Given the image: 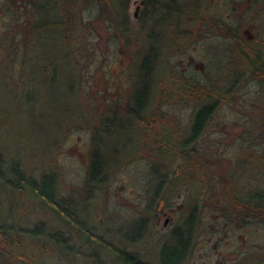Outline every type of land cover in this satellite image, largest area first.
I'll return each instance as SVG.
<instances>
[{"label": "rangeland", "instance_id": "obj_1", "mask_svg": "<svg viewBox=\"0 0 264 264\" xmlns=\"http://www.w3.org/2000/svg\"><path fill=\"white\" fill-rule=\"evenodd\" d=\"M32 1L0 0L3 151L21 158L36 175L57 172L60 194L75 199L79 216L93 232L153 264L159 263L162 244L172 228L176 224L188 228L186 219L194 206L198 217L190 249L180 264H264V207L255 205L259 202L255 192L264 191V77L210 79L196 73L206 82L213 81L212 92L223 98L218 99L207 131L215 153L206 159L179 154L190 150L185 145L180 148L175 136L180 121L182 136L189 134L191 92L186 78L180 84L166 73L182 70L192 56L205 60V43L222 52H208L211 70L217 67L215 61L225 59L228 67L233 61V67L243 68L235 62L248 34L233 38L235 30L216 27L214 18L213 28H201L207 23L204 8L209 6L221 10L214 17L236 23L237 16H229L226 9L230 0H206L195 7L191 32L198 42L191 48L183 44L188 30L174 26L173 17L162 26L160 47L165 45L170 53L158 62V87L151 104L154 115L149 111L145 122L121 118L126 116L129 92L148 42V29L132 11L140 0H132L125 24L119 21L124 15L116 7L118 0H48L47 9L53 13L49 22L55 26L43 39H33L36 7ZM260 13L254 21L262 26L264 10ZM180 42V52L187 51L181 64L174 57ZM191 71L199 72L200 67ZM199 84L194 87L205 90L206 96L209 89ZM197 94L201 101L205 98ZM114 110L125 125L107 123V130H99L97 142L108 159V176L89 192L85 177L94 133L101 119ZM10 202L0 203L1 217L8 214ZM18 205H13V217L24 216L32 225L44 220L52 231L64 229L77 247L75 253L60 252L45 238L33 239L28 252L35 253V261L86 264L81 256L89 250L84 235L38 203L21 210ZM140 218H147L145 236L131 242L124 234ZM166 219H170L167 224ZM103 259L107 264H124L108 251H103Z\"/></svg>", "mask_w": 264, "mask_h": 264}, {"label": "trees", "instance_id": "obj_2", "mask_svg": "<svg viewBox=\"0 0 264 264\" xmlns=\"http://www.w3.org/2000/svg\"><path fill=\"white\" fill-rule=\"evenodd\" d=\"M47 1H32L33 6L36 7V20L34 28L31 30L33 39L45 38L47 32L55 26L49 22L52 19L50 15H53V13H50V9H47L49 5ZM28 3L23 6H28ZM150 5L148 4L146 11L150 9ZM56 16L57 13L54 17ZM12 49L16 50L18 46H13ZM157 71L158 62L156 58L153 59L152 55L150 56L146 52L142 54L137 77L133 82L125 107V114H128L127 118L145 117L142 113L148 107H150L149 111H151V114L154 115L151 104L158 87L156 82L159 72ZM208 113L207 108H203L199 112L196 130L202 125ZM146 117L149 116L146 115ZM121 118L115 116V113L108 114L101 119L100 124L96 128L85 177V187L89 192L94 186L105 182L108 176V159L100 148V142H97L99 141V130H107L106 127L104 128L107 123L113 124L121 121L120 124H124ZM255 193L259 201L255 205L260 208L264 207V191ZM5 199L11 202L8 214L3 217L0 215V264H48L40 260V262L35 261V253L28 252L29 248H31L29 242L33 239L35 241L37 238H45L48 242L51 241L60 252L67 250L75 253L77 251V247L70 243L72 234L66 235L64 229L52 231L49 230L48 223L44 220L32 225L25 221L24 216L20 215L18 217V214H16L17 217H13V205H18V203H20L18 205L20 210L26 205L38 203L63 223L71 226L78 235H84L89 250L82 252L81 256L86 264H107L103 259V251H108L111 257L118 258L124 264H153L151 261L140 257L138 252L119 249L105 236L93 232L86 224L85 219L79 216L75 199L60 194L57 172L46 170L36 175L24 165L21 158L8 156L0 145V203ZM197 216V209H191L186 219L189 224L188 228L177 227L170 236L174 240L171 242L168 238L162 244L158 264H180L184 260L190 249ZM142 225L143 221H137L133 228V235H129L126 232L124 234L125 237L131 242L137 241L142 232Z\"/></svg>", "mask_w": 264, "mask_h": 264}, {"label": "flooded vegetation", "instance_id": "obj_3", "mask_svg": "<svg viewBox=\"0 0 264 264\" xmlns=\"http://www.w3.org/2000/svg\"><path fill=\"white\" fill-rule=\"evenodd\" d=\"M173 1V2H172ZM206 0H140L139 2H135L134 8L132 9L133 11V16L135 19L140 21L144 27L148 29L147 31V37L146 41V53L148 55H152V58H156V61L159 62L162 59L165 61L166 58L169 56L170 51L166 49V46L160 47V38L163 36L162 34L164 33L165 29H162V26L168 24V20L170 17H173V25L177 26L178 28H185V31L188 30L189 36L183 41V44L185 43L186 47L191 48L192 46L196 45V42L198 40L196 38H193V34L191 30H193L194 27V20L193 18L196 16L197 6L199 4H203ZM214 1V0H213ZM230 6L229 8H226L227 10L230 11V14L228 15H235L237 16V22L232 23L231 20H224L218 16H215V14H218L216 12L221 11L220 8H212V7H206L204 8V13H205V20L206 24L202 25L201 28L206 27V28H213L215 25L216 27L219 28H224V29H233L235 30V35L232 36L233 38L235 37L236 39H239L238 37H244L245 35L248 36V38H244L241 43L240 48V55H239V60L236 61L235 63H238L241 65V67H233L234 62H231V66L228 67L229 62L228 59L225 60H218L215 61L217 67L215 71L211 70V67L208 66L207 63L210 62L209 55H221L222 52L220 49L217 47H214L213 45L206 47L205 43V50L203 49V53H205V60H195V58L192 56L190 60L188 59V66H185L182 70H171L167 71L166 73L168 75L173 74L172 77H176L180 80V84H182L181 79L186 78V84L187 88H190L191 92V105L192 110H191V118L189 121L190 125V131L189 134L184 137L182 136V122L180 121L179 123V135H176V143L177 145L179 144L180 148L183 149V145L188 146L190 150H185V151H180L179 154L183 155L185 157L189 158H210L213 156L215 151L211 149L209 146V135L207 134L208 127L210 123L213 121V115L214 111L218 108V99L221 98L223 99L219 94L216 95L215 92H212L211 90V85L213 81L206 82L202 80L203 78H200L197 76L196 73H199L201 75H204L206 78H228L230 75L239 78L240 76H245V77H264V24L261 23H256L254 20L259 18L261 16L262 10H264V0H230L229 2ZM132 0H118L116 2V7L118 5L121 7V11L123 12L124 18L119 21H123L125 24V20L129 18L128 14L131 8ZM148 4L150 5V9L146 11ZM264 15V14H263ZM193 16V18H192ZM213 18L216 21V24L214 25ZM168 19V20H167ZM203 23L204 21L201 20ZM169 25V24H168ZM186 25L185 27H183ZM188 28V29H186ZM194 31V30H193ZM196 35V34H194ZM210 35H213L212 32ZM238 36V37H237ZM186 38V37H185ZM203 41V40H200ZM238 41V40H237ZM241 40L238 42L240 43ZM182 42H180V45H177L176 50L179 51L178 53L174 54V57L178 62L181 64L182 58L181 55L183 56L187 55V51L180 52V49L182 47ZM219 46V45H218ZM254 47V48H253ZM207 49V51H206ZM210 54H209V53ZM171 57V56H170ZM201 61V62H200ZM226 65H225V64ZM195 66L196 68L200 67L199 72H194L191 71L192 67ZM175 68V67H174ZM200 79V80H199ZM184 83V84H185ZM199 83H205L206 84V90L207 94L205 96V90H196L198 87H194L196 84L200 85ZM214 83V82H213ZM179 84V85H180ZM182 86V85H181ZM184 86V85H183ZM194 87V88H193ZM180 89V88H179ZM182 89V88H181ZM195 90V91H194ZM189 93V92H188ZM201 94V97L205 96L204 99H199L198 94ZM215 93V94H214ZM215 95V97H214ZM194 96V97H193ZM179 103H183L182 101ZM255 104V102L253 103ZM207 108L208 109V115L206 116L205 120L203 121L202 125L199 127L198 130H196V125H197V118L199 112L203 109ZM257 112L260 111L259 107H255ZM150 107H148L142 115L145 116L143 118L139 117H128V114L124 116V119H128L131 121H147L148 119L146 118V115L149 112ZM117 110H114L115 116L118 117V112ZM217 153V152H216ZM205 172L207 174L208 171L205 169ZM196 206L192 208L195 209ZM164 209L162 208V211ZM191 211V210H190ZM198 217V216H197ZM170 218V217H169ZM147 218H140L141 221H143V228L140 237H138V240L143 238L145 236V230L146 226L148 225L147 223ZM170 219H166L165 224L169 222ZM181 226L180 224H176L172 230L171 234L173 231ZM133 227L129 228L127 233L129 235H133ZM126 233V232H125ZM174 239L169 237V241H173ZM167 241V240H166ZM165 241V242H166ZM164 242V243H165Z\"/></svg>", "mask_w": 264, "mask_h": 264}, {"label": "bare ground", "instance_id": "obj_4", "mask_svg": "<svg viewBox=\"0 0 264 264\" xmlns=\"http://www.w3.org/2000/svg\"><path fill=\"white\" fill-rule=\"evenodd\" d=\"M128 123V122H127Z\"/></svg>", "mask_w": 264, "mask_h": 264}]
</instances>
